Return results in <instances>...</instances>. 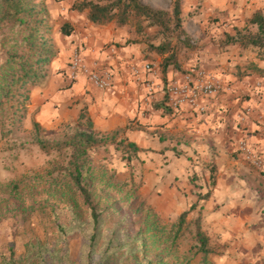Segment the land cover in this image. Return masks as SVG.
I'll list each match as a JSON object with an SVG mask.
<instances>
[{"label":"rangeland","instance_id":"374dc122","mask_svg":"<svg viewBox=\"0 0 264 264\" xmlns=\"http://www.w3.org/2000/svg\"><path fill=\"white\" fill-rule=\"evenodd\" d=\"M40 1L46 6L51 37L54 25L62 22L61 16L70 9L69 0ZM142 1L151 6L150 0ZM160 1L169 5L160 8L170 9L172 0ZM181 3L184 33L166 30L164 35L157 33V27L143 24L138 29L131 21L125 23L131 32L129 40L142 44L141 52L152 61L148 62L151 69L157 67L155 57L160 55L153 47L166 40L171 49H175L180 66L187 70L200 68L207 73L211 72L206 68L217 66L216 72L222 79L219 69L225 64L244 67L253 59L264 65V49L239 46L225 39L226 33L234 31L233 26L243 31L254 30L247 21L254 11H264V0H224L220 9L214 10L206 6L205 0ZM12 30L5 26L0 29V35ZM6 45L0 44V63ZM171 49L164 50L163 54ZM48 64L42 78L29 86L28 102L20 120L7 124L0 115V264H248L229 241L218 240V235L214 234L208 236L201 210L200 228L208 237L210 251L203 256L196 251L192 220L198 214V207L188 211L178 225V214L161 216L146 202L141 194L145 159L139 152L144 154L147 150L141 147L150 140L151 130L134 132L137 152L129 161L123 157L126 153L112 143L88 150V169L83 174L98 212L97 221L93 223L78 189L63 169L64 153L55 148L43 151L33 140L31 126L38 107L28 105L32 93L45 83ZM168 77L163 92L172 81ZM204 111L190 109L186 112L197 121ZM71 124H76V118L69 115L45 127L39 125L37 132L57 139ZM179 126L168 144H172L175 152L184 154L186 163L191 164L198 160L196 155L202 157L203 150L197 149L205 144L206 133L190 130L185 123V130ZM154 135L157 134L154 132Z\"/></svg>","mask_w":264,"mask_h":264},{"label":"crops","instance_id":"0c3cea01","mask_svg":"<svg viewBox=\"0 0 264 264\" xmlns=\"http://www.w3.org/2000/svg\"><path fill=\"white\" fill-rule=\"evenodd\" d=\"M73 1L78 2L69 0V5ZM148 3L169 6L160 4V0ZM205 3L214 10L220 9L224 0ZM85 13L70 8L61 16L62 22L72 25L69 34L59 31L61 22L52 28L56 54L48 64L45 83L32 93L28 105L38 107L35 121L45 127L69 115L76 118L85 107L94 132L103 133L128 123L121 134L136 144L134 132L151 130L150 140L141 147L147 150L139 152L145 159L141 194L146 202L161 216L172 217L201 197L196 207L202 212L208 236L214 234L218 240L229 241L248 264H260L264 260V65L253 59L244 67L225 64L219 69L223 79L216 72L217 66L206 68L220 80V86L197 101L205 111L195 121L189 118L186 103L172 107L162 91L166 77L177 83L183 80L185 66L161 72L160 54L155 57L157 67L144 71L142 65L152 61L141 52V43L129 40L131 32L126 24L115 20L94 24ZM73 51L79 52L88 68L108 67L111 86L101 90L82 73L69 81L61 71H55L66 69ZM154 105L160 106L154 109ZM183 123L190 130L204 131L207 138L197 149L203 150L202 157L196 155L198 160L191 164L168 144L179 124L185 130ZM242 145L257 157V165L246 159Z\"/></svg>","mask_w":264,"mask_h":264},{"label":"trees","instance_id":"16d2710c","mask_svg":"<svg viewBox=\"0 0 264 264\" xmlns=\"http://www.w3.org/2000/svg\"><path fill=\"white\" fill-rule=\"evenodd\" d=\"M69 8L78 12L86 11L85 18L98 25L110 20H115L118 24L131 21L138 29L145 24V27H157V33L161 32L164 35L166 30L184 33L180 16L181 0H172L170 9L151 7L141 0H81L71 2ZM46 13L45 3L40 0H0V29L5 26L13 29L7 34L0 35V44H7L2 50L4 59L0 63V115L7 124H14L23 116L28 102L29 88L34 85L35 80L42 78L47 63L56 54V48L48 34L49 24ZM247 25L253 26L254 30L243 31L233 26L234 31L225 34L226 41L238 43L243 47L264 49V11H254ZM71 30L72 25L68 21L60 23L59 31L62 34H69ZM169 48L171 49V44L166 40L153 47V50L163 54L164 50ZM168 66L178 68L180 66L175 56V49L163 54L160 59L161 72ZM61 72L66 75L65 70L62 69ZM65 77L69 81L72 80L68 76ZM164 95L166 98V94ZM159 106L154 105V109H158ZM38 126L36 121H32L33 140L43 151L55 148L64 153L66 162L63 169L67 170L70 181L78 189L92 222H96L98 212L92 201L90 189L86 187L83 174L88 169L86 165L88 150L112 143L116 149L126 153L123 157L129 161V158L137 152V145L121 134L123 128L128 127L129 124L103 133L94 132L90 128L92 124L86 109L82 107L77 114L76 124L68 126L60 138L41 136L37 132ZM200 198L198 197V200ZM197 201L190 204L187 210L178 213V225L184 220V215L188 211L195 209L198 205ZM199 211L200 208L192 220L193 236L197 244L196 251L203 256L209 253L210 249L208 237L200 228ZM260 264H264V260Z\"/></svg>","mask_w":264,"mask_h":264},{"label":"built area","instance_id":"2783aa9c","mask_svg":"<svg viewBox=\"0 0 264 264\" xmlns=\"http://www.w3.org/2000/svg\"><path fill=\"white\" fill-rule=\"evenodd\" d=\"M142 68L144 71L151 70L149 63H144ZM130 69L131 72H136L134 67H130ZM65 73L72 80L76 79L77 74L82 73L89 83L101 90L111 86L112 75L109 68L105 66L88 68L78 51L71 53L66 63ZM182 77L183 80L180 83L172 80L168 84L165 91L167 103L172 107H177L179 103H186L190 109L202 111L203 106L197 101L216 91L220 84L218 79L200 68L189 69L184 72ZM241 148L247 155L246 159L249 158L257 165V157L243 145Z\"/></svg>","mask_w":264,"mask_h":264}]
</instances>
